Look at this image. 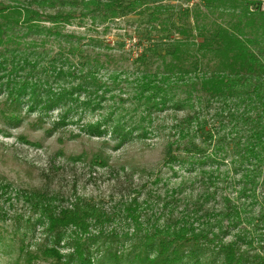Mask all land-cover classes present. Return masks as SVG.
<instances>
[{"label":"trees","instance_id":"16d2710c","mask_svg":"<svg viewBox=\"0 0 264 264\" xmlns=\"http://www.w3.org/2000/svg\"><path fill=\"white\" fill-rule=\"evenodd\" d=\"M174 11L147 0H0L2 118L18 126L38 113L33 130L76 124L73 138L110 135L116 149L166 134L152 189L128 190L118 223L93 199L56 206L44 191L27 195L28 227L44 239L35 250L21 242L15 264H264V0H199L178 23ZM145 13L136 53L106 38L114 21ZM163 111L171 122L155 126ZM107 145L92 167L111 168ZM17 233H0V246Z\"/></svg>","mask_w":264,"mask_h":264},{"label":"rangeland","instance_id":"374dc122","mask_svg":"<svg viewBox=\"0 0 264 264\" xmlns=\"http://www.w3.org/2000/svg\"><path fill=\"white\" fill-rule=\"evenodd\" d=\"M147 2L149 7L154 4L174 7L175 11L170 17L178 23L180 8L191 10L199 0H147ZM149 20L148 13L125 16L109 25L111 30L106 38L111 40L113 46L117 42H125L126 49L136 53L134 39L130 38L137 36L138 32H143ZM76 28L74 26L70 29L77 30ZM129 64L131 62L127 63ZM3 97H0V100ZM3 107L4 104L0 103V111ZM26 112L27 107L24 106L23 114ZM56 116L57 111L54 113V117ZM172 116L171 111L157 112L154 116L156 119L154 125L169 123ZM178 116L181 117L182 113ZM37 117L38 113H31L22 125L16 126L2 118L0 113V233L12 236L18 232L15 240L0 246V264L16 263L21 242L26 249L35 250L37 244L44 239L41 229L28 227L29 220L35 216L27 199L31 192L44 191L55 196L56 206L72 204L75 202V195L93 199L102 203L108 213L114 214L118 223L126 217L120 205L122 200L127 199L128 190L137 188L138 184L145 186L143 184L145 182L150 186L157 173L156 169L160 168L165 156L164 132L160 133V137L153 133L147 142L136 141L116 149L110 135L101 138L89 136L73 138L71 132L77 134L80 130L76 124L67 127L63 133L46 136L45 129L33 130L29 125ZM53 120L51 119L45 128H50ZM97 120L98 116H92L84 122ZM23 136L38 145L24 143L21 139ZM62 138L63 142L60 141ZM102 142L109 144L105 147L106 153L112 158L111 168L108 169L90 165L91 153L97 151ZM78 156L84 157L82 160L72 159ZM122 167H125V172L122 171ZM130 171L134 174L131 180L126 176V172ZM139 193L142 200L145 198L150 202L154 199L152 196L155 193L145 187L140 188ZM147 213L151 214V209ZM60 250L63 253L68 252L62 247Z\"/></svg>","mask_w":264,"mask_h":264}]
</instances>
